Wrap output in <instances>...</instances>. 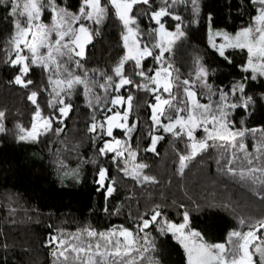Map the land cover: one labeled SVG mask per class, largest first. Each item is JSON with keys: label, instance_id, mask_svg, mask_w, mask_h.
<instances>
[{"label": "trees", "instance_id": "1", "mask_svg": "<svg viewBox=\"0 0 264 264\" xmlns=\"http://www.w3.org/2000/svg\"><path fill=\"white\" fill-rule=\"evenodd\" d=\"M23 2L20 0L21 4ZM55 3L73 13L82 6V0H55ZM161 6H164L163 0H150L148 5L139 4L133 9L141 33V46L147 44L153 52L143 60L142 68H137L131 60L125 63L124 75L133 84L125 85L118 92L114 90V84L119 82L114 69L125 53L122 39L125 29L108 5L106 20L100 28L93 22L83 21L85 24L90 22L88 26L93 32L85 55H73L71 61L66 58L61 61L74 75H86L90 90L85 94L84 86L76 85L70 95L65 89L57 97L54 85L49 82L50 76L53 80L57 78L54 66L52 70L38 65L31 67L23 77L25 81H32L27 87L14 82L20 69L10 62L9 57L14 59L15 51L9 41L15 34L17 17L10 14L11 0L0 5V111L4 113L5 129L0 132V264H60L63 258L57 261L53 254L57 245L47 244L51 236L69 241L79 236L87 243L90 239L100 240L99 237H88L89 230L109 233L122 227L135 233L140 218H149L157 205L162 213L158 220L167 219L176 224L187 211L190 228L199 231L209 243H225L233 230L246 231L248 222L264 219V199L256 194L264 195V185L253 184L249 179L241 180L225 168L229 161L238 171L264 163V155L256 151L257 145L264 142V79L256 77L253 80L252 73L244 71L248 58L246 51L226 48L222 57L208 43L210 30L235 33L251 25L259 5L251 0H196V11L192 0H176L175 3L168 0L173 15L162 17L161 22L169 31H175L179 24L184 32L171 50L165 52L163 60L165 67L172 66V94L177 101L184 98L182 81L185 79L194 82L193 90L201 103H208L210 95L211 100L216 99L221 92L232 95L235 104L243 105L249 97L252 99L248 107L238 108L232 117L236 130H248L243 137H237V147L232 148L223 141L209 143L214 146L187 161L183 174L179 173L180 156L190 154V141L182 135L162 133L151 119L155 95L170 99L169 94L162 90L151 93L135 86L149 83L137 75L138 72L154 76L155 70L161 67V62L155 60L158 51L152 48L154 30L159 26L151 19V13ZM176 15L182 19L175 20ZM53 17L50 7H46L40 22L51 25ZM19 19L24 20L23 17ZM52 38L57 37L53 34ZM75 61H79V66ZM198 65L208 71L206 81L211 92L209 87L201 86L196 80ZM108 76L113 78L114 84L105 92L100 85L107 84ZM59 78H64L62 69ZM241 83L245 86L243 93L233 95L232 88ZM149 87L154 86L149 83ZM32 92L37 93L35 104L29 99ZM117 95L134 97L127 121L130 127L135 125L130 138H125V132L120 128H114L111 137L106 135V116L121 111L119 106L110 103ZM59 99L72 105L66 118L60 116L59 108L63 105L58 103ZM37 105L42 117L52 118V130L39 135L35 141H22L17 130L31 129ZM108 108H112V112H108ZM175 115L168 109L161 117L162 123L168 122L167 116ZM92 123H104L105 128L90 131ZM57 128H63V131L57 133ZM152 136L163 137L157 142L155 152L147 151ZM114 140L126 142L122 145L128 147L124 153L126 160L113 152L100 153L105 142ZM239 143L245 145L243 151ZM131 151L136 152L132 163L146 164L142 172L154 177L155 183H141L125 175L123 169L130 168L127 162L131 160ZM233 153L237 157L234 161ZM246 153L250 154L248 158L253 160L252 165L247 164ZM167 165L171 173L166 171L167 175L158 180L156 169L166 170ZM101 168L107 169L104 186L98 183ZM193 176L192 185L189 182ZM175 181L177 195L171 199L162 185ZM110 185L115 191L108 196L106 189ZM181 187H184L182 191ZM241 219L246 223L241 224ZM159 224L157 222L139 233L138 247L145 243L142 238L148 234L155 243V251L144 254L142 250L144 259L140 260L136 254L137 262L148 264L151 257L159 264H185L181 245L171 234H161ZM67 264H73L71 258Z\"/></svg>", "mask_w": 264, "mask_h": 264}, {"label": "snow or ice", "instance_id": "2", "mask_svg": "<svg viewBox=\"0 0 264 264\" xmlns=\"http://www.w3.org/2000/svg\"><path fill=\"white\" fill-rule=\"evenodd\" d=\"M175 2L176 0H173V3ZM251 2L259 5L257 9L258 14L253 17L251 25L241 28L235 35H229L227 32H215L210 35L209 41L211 46L222 57L225 56L226 48L246 51L248 58L244 71L251 70L253 73H259L261 76H264V0H251ZM7 3L8 0H0V5H6ZM149 3L150 0H104V2L102 0H82V6L79 7L78 12L73 13L69 12L66 8L59 7L55 3V0H24L22 4L20 0H11L10 14L17 17V19L14 22L15 34L9 41L15 51V58L9 57V59L13 65L21 66L20 75L15 77L14 82L22 87H27L32 83L30 79L27 81L23 79L31 70L30 65H38L49 70H52L54 66V75L57 78L53 80L50 76L49 82L54 85L53 91L57 97L65 89L68 90V94L70 95L71 90L76 85H83L85 94H87L90 88L86 75L85 77L74 75L61 61L65 58L71 61L73 54L76 57H83L85 55V47L88 43H91L93 32L83 21H92L97 25L103 23L108 13V5H111L116 17L122 22L126 30L122 33V39L123 46L127 52L114 69L115 76L119 77V82L114 84L113 78L108 76L106 78L107 84H102L100 87L104 88L105 92H107L108 87H113L114 84V90L118 92L125 85L133 84V81L124 75L125 63L131 60L134 61L137 68H142V60L147 56L153 55L152 49L147 44L141 47V33L137 19L133 15V9L136 5H148ZM163 4L164 6L151 13V19L159 26L154 30L156 43L152 45V48L159 49L155 60L161 62V67L159 70H155L154 76H147L144 71L137 73V75L144 77L154 87H149V83L135 86L153 93H158L162 90L164 93L169 94L170 99L162 98L161 95H155L156 103L151 106V119L154 125L162 127L164 132L172 133L177 137L181 135L188 137L190 141L188 145L190 154L180 156L179 173L183 174L184 169L187 167V161H190L209 147L214 146L208 143L209 140L223 141L230 145V147L236 148L237 137H243L245 131L248 130L234 131L232 126H230L231 122L228 120L229 112L226 109H234L238 105L228 103L227 93H220V103L217 104L215 110H213L211 103L201 104L199 102L197 93L193 90L194 82L188 79L182 81L184 86L182 89L183 99L177 101L176 97L172 94L174 86L171 72L172 66L170 64L167 67L164 66V54L171 50L172 45L177 39L184 36V32L181 31L179 24H177L176 30L173 32L169 31L165 27V24L161 22L162 17L173 15L169 11L168 0H163ZM192 4L195 10L198 11L196 0H192ZM46 7H50L51 12L54 14L51 25L40 22ZM19 17L24 18L23 22ZM173 18L177 21L182 19L178 15ZM53 34L57 37L54 41L51 39ZM216 36H222L225 42L217 45L214 39ZM42 48L46 49L44 54L40 52ZM24 49H27L31 53V58L22 54ZM75 63L79 66V61H75ZM61 69L63 70V79L59 78L61 76ZM149 71L153 70L149 69ZM207 75V69L203 65H198L196 80L201 82V86L209 87V91L211 92L210 86L207 85L206 81ZM251 78L255 80L256 76L253 75ZM176 79L178 80L179 77ZM244 87L242 83L237 84L232 88V94L235 95L237 92L243 93ZM36 97L37 93L32 92L29 99L35 104ZM133 99L132 95H128L127 97L117 95L111 99L110 103L112 106H126V110L123 114L115 112L111 116H106L107 136H112L114 128H121L127 131L130 138L135 125L130 127L127 121L132 110ZM209 100H211V95L209 96ZM99 102L100 99L97 98V103ZM58 103L63 105L59 108L60 115L64 118L68 117L72 105L70 103L66 104L63 99H59ZM105 103H108V101H105ZM251 103L252 99L249 97L242 106L248 107ZM168 109H172L176 115L167 116L168 123H162L161 117L165 116ZM107 111L112 112V108H108ZM181 113H184V115H181ZM3 117L4 113L0 111V132L5 131L2 123ZM93 120H95V117H93ZM52 122V118L42 117L39 105H37L31 129L25 130L21 128V132L24 134L20 135L19 139L22 141L29 139L33 141L37 140L41 130L44 132L52 130ZM60 123H63V120H60ZM209 125L212 126L211 129L208 127ZM98 127L104 129L105 124L93 123L89 130L95 132ZM201 128L206 133V137L197 139L195 132ZM55 131L57 133L62 132L63 128H57ZM161 139H163L162 136H152L151 147L147 151L155 152L156 144ZM125 143L120 140L105 142L99 151L102 155L113 152L117 157H123L124 153L128 151V147H122ZM220 146L224 147L225 145ZM239 148L243 151L245 145L239 143ZM256 151L264 155V142L257 145ZM249 155L246 153L245 159L247 160V164L252 165L253 160L248 158ZM129 156L131 160L127 163L130 164V168L123 169L125 175L141 183H155L154 177L144 175L142 172L147 167L146 164L132 163L135 161L136 152H129ZM236 159L237 157L233 153L232 161ZM225 168L233 176L238 175L241 180L249 179L253 184L264 185V163L260 166L238 171L231 167V161H229L226 163ZM106 178L107 169L101 168L98 172V183L104 186ZM112 183H115V181H112ZM114 191L115 189L111 185L106 189L108 196H111ZM256 194L261 199H264V195L260 192ZM159 207L157 205L152 209V214L149 218H140V223L136 225L138 231L135 233L130 229L122 227L118 230L113 229L109 233H97L96 231L89 230L87 231L88 237H99L100 240L95 243H86L79 236L73 237L71 241L51 236L47 244L49 246L57 245V249L53 254L57 257V261L63 258L60 264H67L70 258L73 264H137V256L134 253L139 254V259L143 260V252L149 250L155 251V243L152 239H149L148 234H145L142 238L145 243L139 247L138 237L140 232L156 224L158 218L162 217ZM145 215L148 214L145 213ZM182 216L183 222L180 224L162 219L158 231L161 234L171 233L176 241L183 246L187 255V264H264V239H262L264 232L261 231L264 230V219L249 224L248 230L245 232L233 230L228 237L227 243H209L204 240L199 231L190 228L189 213L184 211ZM240 223L245 224L246 221L241 219ZM148 264H159V261L149 257Z\"/></svg>", "mask_w": 264, "mask_h": 264}, {"label": "rangeland", "instance_id": "3", "mask_svg": "<svg viewBox=\"0 0 264 264\" xmlns=\"http://www.w3.org/2000/svg\"><path fill=\"white\" fill-rule=\"evenodd\" d=\"M54 18V17H53ZM53 18H52V22H53ZM105 20H106V17H105V19H104V21H103V23L105 22ZM51 22V23H52ZM90 22H92V21H90ZM90 22H87V24L86 25H89L90 24ZM103 23H101V24H99L98 25V28H100L102 25H103ZM126 31V30H125ZM124 31V32H125ZM239 31V30H238ZM237 31V32H238ZM174 32V31H173ZM215 32H222V31H218V30H216V31H209V33H208V43H209V45L211 46V43H210V41H209V37H210V35H212V34H214ZM237 32H235V33H228L229 35H235ZM220 37V38H219ZM219 37H214V39H215V43L217 44V45H219V44H222V43H224L225 41L223 40V37L222 36H219ZM154 38H155V43H156V36H154ZM51 39L54 41L56 38H52L51 37ZM177 41V40H176ZM154 43V44H155ZM173 46V45H172ZM142 47V46H141ZM212 47V46H211ZM172 48V47H171ZM229 49V48H228ZM157 51H158V53H159V49H157ZM40 52H41V54H44L45 52H46V49H41L40 50ZM126 52H127V50L125 49V53H124V55L126 54ZM23 55H27V56H29V58H31V53L27 50V49H24V51H23V53H22ZM74 55V54H73ZM75 56V55H74ZM148 57V56H147ZM147 57H145V58H147ZM144 58V59H145ZM143 59V60H144ZM143 60H142V62H143ZM134 62V61H133ZM141 62V63H142ZM247 64V63H246ZM16 68H18V69H20L21 68V66L20 65H14ZM33 66H36V65H30V68L31 67H33ZM251 73H252V75H255L256 77H260V78H263L264 79V76H261L259 73H253L251 70H249ZM119 78V77H118ZM151 93H153V92H151ZM219 97H220V95L216 98V99H213V100H210L208 103H201V104H209V103H211L212 104V107H213V110H215L216 109V107H217V104H219L220 103V100H219ZM234 99H233V97H232V95H230V94H228V103H230V104H232V103H234V101H233ZM235 104V103H234ZM238 105V107H236V108H234V109H226V111H228L229 112V117H228V120L231 122V125L230 126H232V128H233V130L235 131L236 130V127L233 125V123H232V117L234 116V113L236 112V110L238 109V108H240V107H243L242 106V104H237ZM62 107V106H61ZM122 108V109H121ZM118 110H121V111H118V112H120L121 114H123V112L126 110V106H124V107H121V106H119V109ZM61 116V115H60ZM62 118V117H61ZM33 120H34V118H33ZM37 122V121H36ZM154 123V122H153ZM168 123V122H167ZM93 124V123H92ZM92 124H90V126L92 125ZM90 126H89V129H90ZM155 126H157L159 129L158 130H160L162 133H164V134H168L167 132H164L163 131V128L162 127H160V126H158V125H155ZM210 129H211V125H209L208 126ZM121 129V128H120ZM121 130H124V132H125V138L127 137V138H129V134L127 133V131L125 130V129H121ZM177 130H179V129H177ZM45 132L43 131V130H41V132H40V135H43ZM17 134H18V137H20V135H23L24 133L23 132H21V128L20 129H18L17 130ZM182 136H184L185 138H186V140H188L189 141V139H188V137L186 136V135H182ZM195 136H196V138L197 139H203V138H205L206 137V133L203 131V129L201 128V129H197L196 130V132H195ZM128 140H127V144H128ZM212 142H219V140H216V141H212V140H209L208 141V143H212ZM129 145V144H128ZM151 147V145L149 146V148ZM149 152H151V151H149ZM190 152V151H189ZM121 159H125V155L123 156V157H121ZM126 160V159H125ZM156 175L159 177V178H157L158 180H160L163 176H166L167 175V173H171V170L169 169V166L167 165L166 166V170H165V168L164 169H162V168H159V169H156ZM166 171H167V173H166ZM177 172L178 171H176L175 172V176H177ZM188 177H189V175H188ZM193 178H194V176L192 177V180L189 182V183H191L192 185H193V182H194V180H193ZM163 187H165L166 188V190H167V192H168V194L170 195V198L172 199L174 196H176L177 195V189H176V186H177V181H175V183L174 184H172V183H169V184H163L162 185ZM183 188L184 187H181L180 189H181V191L183 190ZM191 192V191H190ZM162 220V219H161ZM161 220H158L157 222H161ZM183 222V216L181 217V219H180V222H179V224L180 223H182ZM255 222V221H254ZM254 222H252V223H254ZM249 224H251V222H248V225ZM248 230V228L246 229V231ZM242 231V230H241ZM261 231H264V230H261ZM242 232H245V231H242ZM169 234H171V233H169ZM171 236L173 237V239L174 240H176L175 238H174V236L171 234ZM228 240V239H227ZM227 240H226V242L225 243H227ZM90 241L92 242V243H95L96 241H94V240H91L90 239ZM258 243V242H257ZM180 244V243H179ZM181 245V244H180ZM181 247H182V249H183V251H184V255H185V263L187 264V255H186V252H185V250H184V248H183V246L181 245ZM147 252H145L144 254H146ZM144 254H143V256H144ZM134 255H136V253H134ZM138 258H139V255H138ZM138 260V259H137ZM137 264H142V263H139V262H137Z\"/></svg>", "mask_w": 264, "mask_h": 264}, {"label": "water", "instance_id": "4", "mask_svg": "<svg viewBox=\"0 0 264 264\" xmlns=\"http://www.w3.org/2000/svg\"><path fill=\"white\" fill-rule=\"evenodd\" d=\"M31 96V95H30ZM35 117V115L33 116V118ZM33 123H34V120H33Z\"/></svg>", "mask_w": 264, "mask_h": 264}, {"label": "crops", "instance_id": "5", "mask_svg": "<svg viewBox=\"0 0 264 264\" xmlns=\"http://www.w3.org/2000/svg\"><path fill=\"white\" fill-rule=\"evenodd\" d=\"M186 264V263H185Z\"/></svg>", "mask_w": 264, "mask_h": 264}]
</instances>
